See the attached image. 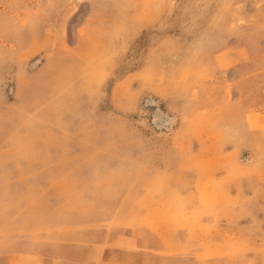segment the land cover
<instances>
[{
  "label": "rangeland",
  "instance_id": "1",
  "mask_svg": "<svg viewBox=\"0 0 264 264\" xmlns=\"http://www.w3.org/2000/svg\"><path fill=\"white\" fill-rule=\"evenodd\" d=\"M101 258L264 264V0H0V264Z\"/></svg>",
  "mask_w": 264,
  "mask_h": 264
},
{
  "label": "crops",
  "instance_id": "2",
  "mask_svg": "<svg viewBox=\"0 0 264 264\" xmlns=\"http://www.w3.org/2000/svg\"><path fill=\"white\" fill-rule=\"evenodd\" d=\"M123 255V253L120 255V257ZM115 261H109L108 259L101 258V260L97 261L95 264H114ZM84 264H93V263H88L84 262Z\"/></svg>",
  "mask_w": 264,
  "mask_h": 264
}]
</instances>
